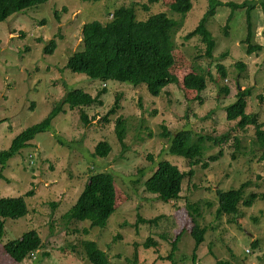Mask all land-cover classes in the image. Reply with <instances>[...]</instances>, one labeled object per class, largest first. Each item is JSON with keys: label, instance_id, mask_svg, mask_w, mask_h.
Instances as JSON below:
<instances>
[{"label": "rangeland", "instance_id": "374dc122", "mask_svg": "<svg viewBox=\"0 0 264 264\" xmlns=\"http://www.w3.org/2000/svg\"><path fill=\"white\" fill-rule=\"evenodd\" d=\"M172 1L48 0L0 22V149H7L15 134L46 116L72 88L80 87L101 100L83 106L87 121L81 119L79 107L63 103L64 111L52 119L50 130L37 133L2 169L0 165V197L22 196L27 208L23 216L5 219L0 264H92L82 248L86 241L105 252V264H215L218 259L227 264H264V198L260 196L264 136L253 124L242 129L236 119H226L223 109L235 99L238 88L248 87L246 111L256 115L264 131V15L259 1L254 0L250 25L252 44H260L261 49L247 53L246 9L231 10L221 4L206 20L214 41L209 60L200 35L185 38L207 8V0H191L175 36V60L169 68L178 81L168 83L157 96L144 83L114 79L104 83L66 66L69 55L81 48L85 22H106L122 5L133 6L139 19L158 12L177 18L179 14L170 10ZM239 61L241 68L236 65ZM217 62L225 68L224 77L218 75ZM207 69L214 80L208 78ZM189 71L206 75L205 88L197 91L182 85V76ZM223 84L227 92L219 88ZM118 116L125 125L124 145L115 132ZM184 128L194 137H206L201 162L192 166L168 153L170 138L165 132ZM100 141L111 146L105 157L94 154ZM162 159L182 171L193 170L184 177L174 201L158 200L144 188L145 179ZM98 171L111 173L116 188V207L106 225L92 227L87 220L66 219L65 211L88 176ZM245 181V196L259 194L252 205L240 203L236 212L216 214L215 190L236 188ZM196 201L200 210L193 213L204 229V240L192 259L194 239L186 204ZM30 229L43 245L33 256L15 261L3 245ZM177 234L173 260L164 259ZM148 241L156 244L146 245Z\"/></svg>", "mask_w": 264, "mask_h": 264}, {"label": "trees", "instance_id": "16d2710c", "mask_svg": "<svg viewBox=\"0 0 264 264\" xmlns=\"http://www.w3.org/2000/svg\"><path fill=\"white\" fill-rule=\"evenodd\" d=\"M48 0H0V22L7 19L12 13L22 11L28 7L42 4ZM82 1H101V0H82ZM152 2L154 0H151ZM264 15V0H258ZM254 0H243L240 3L219 0H207V8L196 28L185 35L188 39L194 35H200L206 44L205 56L212 59V50L214 41L206 29V20L213 16L215 7L224 4L235 10L238 8L246 9L247 12V30L245 39L247 43V53L253 50L261 49L260 44H252L251 16L250 11L254 6ZM146 9L148 6H144ZM192 7L191 0H173L170 4V10L179 14L177 18L169 17L165 12H158L149 15L146 19L137 17L136 9L133 6H119L111 13V18L106 22L92 20L82 25V45L79 52L69 55L66 66L73 72H83L91 78H97L106 83L108 79L118 81H127L132 85L144 83L149 93L159 95L166 85L170 82L178 81L177 76L169 69L175 60V36L182 28L187 12ZM53 45V42H52ZM51 46L45 47L49 51ZM238 67H243L241 61L236 62ZM218 75L224 77L226 71L224 66L215 63ZM207 76L214 80L213 75L207 69ZM207 77L200 72H186L182 76L181 83L187 89L197 91L205 88ZM105 86L102 87L105 90ZM223 92H227V86L223 84L219 87ZM250 93L248 87L237 89L235 99L224 105L225 118L237 120V125L244 129L248 125H255L256 131L264 136L256 115L253 112L246 111L247 96ZM97 100L96 95L75 87L68 90L61 101L55 104L41 120L26 126L12 137L7 149H0L1 169L20 148L25 147L37 133L45 132L51 129L52 119L59 111H64L63 103L68 107H79L80 116L83 121H87V115L83 106L89 105ZM101 101V100H97ZM115 132L118 140L122 142L125 136V125L123 118H116ZM170 138L168 153L181 156L188 161L190 166L200 163V158L205 149L203 141L205 136L197 135L194 137L192 130L180 129L174 134L165 132ZM224 137V136H222ZM208 138V137H207ZM111 146L106 141H100L94 149V154L105 157ZM264 157V156H263ZM215 156H209L214 159ZM207 166V162L202 163ZM193 170L182 171L177 165L169 160L162 159L158 161L156 169L144 181L145 190L154 198L163 202L177 200L180 196L182 183L185 176H191ZM0 177L3 175L0 170ZM248 181L242 182L236 188L226 190H215L217 204L216 214L236 212L240 203L246 206L252 205L259 194L251 192L245 196V187ZM260 196L264 198V193ZM116 207V188L114 178L107 171H98L91 173L82 190L78 193L76 201L65 211L66 219H75L78 221H89L92 227H104L108 216ZM186 208L191 218L192 226L190 234L194 239V248L192 259L195 258V251L204 240V229L199 227L194 213L200 210L199 202L186 204ZM27 211L24 198L22 196L0 197V238L4 231V222L6 218L17 219L23 216ZM194 212V213H193ZM179 234L172 240L170 252L164 259L173 260ZM156 244L154 241L149 243ZM42 240L33 229L27 230L19 237L6 241L3 245L5 252L15 261L33 256V254L42 247ZM253 246H256L253 243ZM87 259L92 264H105L107 256L100 250L93 241H86L82 244ZM173 262V261H172ZM215 264H227L222 260H216Z\"/></svg>", "mask_w": 264, "mask_h": 264}]
</instances>
